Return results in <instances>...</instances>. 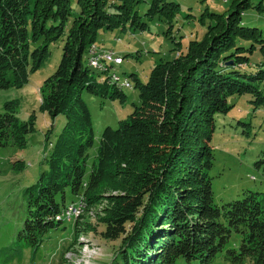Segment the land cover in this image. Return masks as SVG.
Instances as JSON below:
<instances>
[{
    "label": "trees",
    "instance_id": "trees-1",
    "mask_svg": "<svg viewBox=\"0 0 264 264\" xmlns=\"http://www.w3.org/2000/svg\"><path fill=\"white\" fill-rule=\"evenodd\" d=\"M141 2L76 0L74 12L71 0H0V90L22 88L49 59L50 47L63 42L60 62L40 88L39 109L51 119L64 116L65 123L44 159L47 169L25 190L27 218L4 248L8 258L25 248L37 251L44 236L62 224L55 218L69 191L85 202L82 217L100 206L95 217L73 225L75 242L89 233L115 244L111 264H264V192L245 191L218 205L211 176L216 117L226 115L237 97L249 96L254 109L264 108V60L249 65L257 44L264 53V35L242 22L250 0L209 14L215 23L202 39L156 64L146 82L134 74L125 79L139 103L116 129L103 130L85 179L94 133L83 92L126 98L120 77L116 81L113 72L109 80L103 65L92 63V45L101 32L145 30L137 11ZM253 8L264 11L262 2ZM179 10L171 1L148 0L144 16L165 22V35L173 41L169 34ZM243 41L250 47L241 46ZM2 109L0 147L24 149L35 115L20 121L15 100ZM261 164L264 169L263 161L256 166Z\"/></svg>",
    "mask_w": 264,
    "mask_h": 264
},
{
    "label": "rangeland",
    "instance_id": "rangeland-1",
    "mask_svg": "<svg viewBox=\"0 0 264 264\" xmlns=\"http://www.w3.org/2000/svg\"><path fill=\"white\" fill-rule=\"evenodd\" d=\"M75 1L71 0V6L77 12ZM167 1L177 3L180 8L169 34L173 41L165 35L168 27L165 22L147 20L144 14L148 8V0H142L137 11L142 16V21L147 24L145 30L128 27L125 31L101 32L96 43L92 45L95 47L92 51L97 53L94 55L95 59L91 60L95 64L103 65L105 78L113 80L115 73L120 77H115V80L120 79L125 87L123 93L126 98L124 102H120L119 99H104L83 92L82 98L91 114L94 133V145L89 151L85 179L88 178L103 130L106 127L116 129L118 122L126 119L132 113L134 105L139 103L137 90L126 88V83H123L125 79L134 74L141 82H146L156 64L170 61L178 53L185 52L189 41L202 39L207 27L215 23L209 14L227 13L235 0ZM259 2H262L264 8V0H250L252 7L244 10L242 22L245 27L257 28L264 35V11L258 13L253 8ZM177 42H180V46L176 45ZM62 46L63 42L59 40L50 47L49 59L38 71L29 75L27 84L22 88L0 90V113L3 112L4 102L15 100L18 101L17 117L20 121H27L32 114L35 115V131L27 136L24 149H18L11 143L0 147V264H111L114 258L117 246L89 233L80 234L75 242L73 220H64L57 229L47 233L37 251L25 248L21 255L8 258L4 249L15 240L27 218L25 190L35 184L40 173L47 169L44 159L48 157L50 144L55 142L65 123L64 116L58 115L51 119L39 109L40 88L56 70L61 59ZM241 46L249 48L250 42L243 41ZM256 47L257 50L249 54L252 61L249 65L252 67L256 62L264 60V53H261L258 44ZM106 55L113 56L114 61L115 58H122V64L116 66L118 64L114 61L111 63L104 59L103 56ZM95 67L92 69L100 70ZM93 75L96 76L97 73L94 72ZM249 100V96L232 99L230 104L233 108L226 115H218L215 119L211 138L215 160L211 176L213 199L218 205L240 199L245 191L264 192L263 164L256 166L258 162H264V108L260 106L254 109ZM20 162L24 167L16 168ZM250 177H254L255 181H251ZM57 201L61 202L60 196ZM76 201L77 197L72 196L69 191L65 192V206ZM82 207L81 205L77 215ZM99 209L100 206L90 208L88 218L85 215L80 221H89Z\"/></svg>",
    "mask_w": 264,
    "mask_h": 264
},
{
    "label": "built area",
    "instance_id": "built-area-1",
    "mask_svg": "<svg viewBox=\"0 0 264 264\" xmlns=\"http://www.w3.org/2000/svg\"><path fill=\"white\" fill-rule=\"evenodd\" d=\"M105 54H107V53H105ZM115 60L116 61H122L120 59H115ZM92 63L95 64L94 61H92ZM126 87H129L128 83H126ZM81 205H82V197H77V201L76 202H72V203H70V205H68L67 214L65 216H58L56 218L57 219H65V220H74V224H75L76 215L79 212V209H80Z\"/></svg>",
    "mask_w": 264,
    "mask_h": 264
},
{
    "label": "bare ground",
    "instance_id": "bare-ground-1",
    "mask_svg": "<svg viewBox=\"0 0 264 264\" xmlns=\"http://www.w3.org/2000/svg\"><path fill=\"white\" fill-rule=\"evenodd\" d=\"M112 55V54H111ZM104 57V59H107L109 62H111V61H114L113 60V56L111 57L110 55H106V56H103ZM116 59V58H115ZM118 59H120L121 60V58H118ZM93 61V60H92ZM95 62V61H94ZM115 63H117L118 65L122 62V61H114ZM97 63V62H96ZM112 63V62H111ZM123 83H126L125 81L123 82ZM123 87V86H122ZM125 88V87H124ZM82 209H81V212L76 216V220H75V224H76V222H78L79 220H81L80 218H82V216L86 213L85 212V207H86V204H85V202L83 201V199H82ZM81 208V207H80ZM66 211H68V206H66L64 209H63V211H62V213H61V215L60 216H65L66 215ZM55 219H57V218H55ZM65 219H59V222H63ZM67 221H70V220H67ZM73 225H74V220H73ZM73 247V246H72ZM69 250V249H68ZM68 250H67V252H68ZM66 252V253H67ZM65 253V254H66ZM63 260H65V255H64V258H63Z\"/></svg>",
    "mask_w": 264,
    "mask_h": 264
}]
</instances>
